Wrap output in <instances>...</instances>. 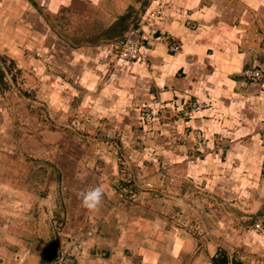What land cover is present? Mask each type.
<instances>
[{
    "label": "crops",
    "instance_id": "crops-1",
    "mask_svg": "<svg viewBox=\"0 0 264 264\" xmlns=\"http://www.w3.org/2000/svg\"><path fill=\"white\" fill-rule=\"evenodd\" d=\"M149 1L137 18L128 12L130 2L116 13L106 4L100 16L99 0H0V83L9 63L32 103L52 115L65 119L75 111L91 121L92 133L122 132L129 148L141 139L148 149L138 154L134 170L144 175L140 159L157 155L170 163L156 165L169 170L174 184L200 179L213 187L232 180L259 185L264 164L249 154L262 151L264 86L248 82L242 72L264 63V0H159L169 7L155 20L149 13L158 0ZM74 2L96 11L102 22L72 46L50 26L51 16ZM132 29L143 42L140 60L130 65L115 58L111 47ZM159 35L172 38L180 50L170 52L155 40ZM8 99L0 84L3 264H52L59 230L83 243L68 264H213L222 256L228 264H249L235 252L244 236L232 245L219 208H191L204 239L197 245L182 231L166 233L162 220L146 213L144 194L130 207L116 200L114 183L121 173L116 157L102 146L76 164H46L52 140L63 132L39 124L34 114L18 113ZM193 106L199 109L184 117ZM147 107L165 115L163 126L149 133L137 128ZM196 135L205 138L198 145L205 159L189 164ZM218 137L222 143L215 142ZM94 186L104 189L98 211L83 208L79 196ZM206 216L217 218L203 224Z\"/></svg>",
    "mask_w": 264,
    "mask_h": 264
},
{
    "label": "rangeland",
    "instance_id": "rangeland-1",
    "mask_svg": "<svg viewBox=\"0 0 264 264\" xmlns=\"http://www.w3.org/2000/svg\"><path fill=\"white\" fill-rule=\"evenodd\" d=\"M99 2H101L98 7L100 10L99 13H96V11L91 8H87L83 3H72L67 9H63L60 13L51 16L52 26L50 27L68 44L72 46L78 45L81 43L80 38H83V40L87 38V33L84 31L91 29L89 32L93 34L95 31L99 30L100 25L98 23L102 21L100 18H96L93 13L101 16L102 10L106 4L109 8L115 6L113 12L116 13L124 4L130 2L131 5L128 12L131 14V17L137 14L138 16L136 17L138 18L140 13L149 7L148 3L150 1L99 0ZM153 8H150V10H153ZM77 15L82 17V25L77 23V19L80 20ZM86 15L89 16L88 19H90V21L86 19ZM87 22L89 23L88 25H86ZM135 22H132V24H135ZM83 43L88 42L83 41ZM89 43L91 42L89 41ZM5 60L6 59H2L4 64H6V62H4ZM7 64L8 67H5L1 72L2 82L0 84L2 91H4L9 98V104L18 108V113L34 114L35 117H38L39 124L42 125V123H44L48 125L49 123L51 129L59 130L64 134L60 139H56V141L52 140V148L48 153L49 156L46 160V164H76L75 161L81 158L83 154L84 158L88 156L90 159L92 157L90 151L96 146H102L105 148V151H109L116 157V164H118L121 173V178H117V181L114 183V191L117 194L116 200L123 202L119 195H125L131 192L130 195L125 198L127 204H124V206L130 207L131 203L136 204L137 198H139L141 194H144L143 196H146L144 205L146 213L162 220L164 224L163 229L166 233L174 231V229L177 230V232L182 231L185 235L189 234L194 236L197 245H203L204 239L199 231V227H197L200 222L192 215L193 212L191 208L202 207L205 208L206 213H208V210H216L219 208L222 212L220 213L221 215H217H219V219L223 221L222 228L224 230H227L226 227L229 228V233L225 236L229 238L232 245L239 241V236H244V243H238L235 247L238 259L241 258L244 262L250 260L249 264H264V232L254 230V225L258 221L264 220V169L262 170L263 181H261L259 185L250 183L235 185L232 180V184L229 182L213 187L211 184L208 185L207 181H202L200 179L197 181L185 179L184 182L180 184H174L172 175L168 173L169 170L160 165H156L170 163H163L156 155L157 158L155 157L154 159H140L141 166L147 170V174L144 175L142 172L140 173L138 170H134V168H136L134 164H138V154H140V152L147 153L145 151L148 149L143 146L141 139H137L133 144L134 147L130 146L129 148L130 143H123L122 132L117 131L101 134L100 132L94 131V133H92L93 131H90L91 121L88 118H83L84 116L79 117V114L75 111L71 113L72 115L70 117H65V119H60L54 114L52 115V113H49L46 106L44 107L42 104L32 103L33 100L29 99L30 93H27L25 89L21 88V83H16L19 73L14 70L11 64ZM16 94L18 97L13 101L12 97H15ZM38 102L40 101L38 100ZM147 108L141 110L137 128L139 131H146L149 133L163 126L165 115L159 113V111L156 112L148 108L152 110L153 113H157L160 121L143 122V112ZM142 138L144 139L146 136L142 135ZM204 140L205 138L201 144L204 143ZM199 141L196 135L195 148L197 147V149H194L187 155L186 160H188L189 164H195L198 160L205 159V156H203L199 150ZM222 141L220 137L215 139V142L222 143ZM260 144V148L262 149L261 153L249 155H256L257 158L260 159V162L264 164V137L261 138ZM215 146H217V144H215ZM212 153L216 155L217 150ZM223 157L226 160V153H224ZM232 161V164H237L234 160ZM260 162L257 164H260ZM153 164H155L154 167ZM155 177H159V182L153 183L150 181ZM146 183H151V187L146 186ZM219 192L223 193L220 195ZM216 218L215 216L211 218L206 216L202 218V223L208 224L211 220ZM60 232L61 230H59V233ZM247 249H249V251H247ZM3 261L4 259L0 260V264H3Z\"/></svg>",
    "mask_w": 264,
    "mask_h": 264
},
{
    "label": "built area",
    "instance_id": "built-area-1",
    "mask_svg": "<svg viewBox=\"0 0 264 264\" xmlns=\"http://www.w3.org/2000/svg\"><path fill=\"white\" fill-rule=\"evenodd\" d=\"M168 7L169 3H160V1L158 0L156 7L149 14V17L153 20L164 17V11ZM155 40L163 42L172 53L180 50V46L178 44H174L173 39L169 36L159 35L155 38ZM142 42V38L139 36L138 31L132 29L112 44V53L118 60L124 61L127 64L131 65L139 61L141 58ZM242 75L248 82L258 86H264V64H259L253 69L245 70L242 72ZM198 109L199 106H193L188 113L184 112L183 115L184 117H189L193 111H196ZM142 121H159V118L157 113H153L152 110L147 108L143 112ZM198 138L200 140L199 144H201L204 138L202 135L198 136ZM146 186L151 187V184L148 183ZM130 193L131 192L125 195L120 194L119 197L123 202H126L125 198H127ZM254 228L256 231L264 232V220L258 221L254 225ZM58 235V256L55 258L52 264H68L71 262L72 257H74V253L78 252L82 248V240L79 238L70 239L62 232H60Z\"/></svg>",
    "mask_w": 264,
    "mask_h": 264
},
{
    "label": "clouds",
    "instance_id": "clouds-1",
    "mask_svg": "<svg viewBox=\"0 0 264 264\" xmlns=\"http://www.w3.org/2000/svg\"><path fill=\"white\" fill-rule=\"evenodd\" d=\"M81 205L90 211H98L103 204L104 189L101 186L90 187L79 193Z\"/></svg>",
    "mask_w": 264,
    "mask_h": 264
},
{
    "label": "trees",
    "instance_id": "trees-1",
    "mask_svg": "<svg viewBox=\"0 0 264 264\" xmlns=\"http://www.w3.org/2000/svg\"><path fill=\"white\" fill-rule=\"evenodd\" d=\"M213 264H228V261L225 256H222L220 258H214Z\"/></svg>",
    "mask_w": 264,
    "mask_h": 264
},
{
    "label": "bare ground",
    "instance_id": "bare-ground-1",
    "mask_svg": "<svg viewBox=\"0 0 264 264\" xmlns=\"http://www.w3.org/2000/svg\"><path fill=\"white\" fill-rule=\"evenodd\" d=\"M127 34V33H126ZM158 34V33H157ZM162 34V33H161ZM159 42H161V41H159ZM180 45V44H179ZM169 50V49H168ZM264 64V63H263ZM254 68V67H253ZM6 79V78H5ZM157 112V111H156ZM141 113V112H140ZM160 113V112H159ZM160 121V120H159ZM155 122V121H154ZM142 123V122H141ZM143 124V123H142ZM202 133V132H201ZM197 148V147H196ZM215 152V151H214ZM151 184V183H150ZM142 185V184H141ZM131 204H133V203H131ZM205 209V208H204ZM206 214V213H205ZM255 230V229H254ZM260 234V233H259Z\"/></svg>",
    "mask_w": 264,
    "mask_h": 264
}]
</instances>
